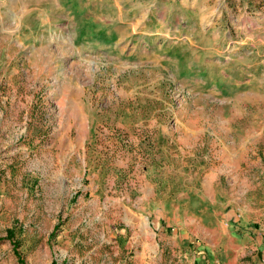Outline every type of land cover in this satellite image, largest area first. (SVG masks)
Instances as JSON below:
<instances>
[{"label":"rangeland","instance_id":"obj_1","mask_svg":"<svg viewBox=\"0 0 264 264\" xmlns=\"http://www.w3.org/2000/svg\"><path fill=\"white\" fill-rule=\"evenodd\" d=\"M0 264H264V0H0Z\"/></svg>","mask_w":264,"mask_h":264}]
</instances>
